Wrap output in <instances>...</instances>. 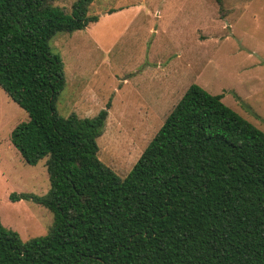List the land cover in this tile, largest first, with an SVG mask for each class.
Returning <instances> with one entry per match:
<instances>
[{"label":"trees","instance_id":"1","mask_svg":"<svg viewBox=\"0 0 264 264\" xmlns=\"http://www.w3.org/2000/svg\"><path fill=\"white\" fill-rule=\"evenodd\" d=\"M52 0H0V87L27 113L10 140L45 158L48 231L26 240L0 220V264H264V131L191 83L128 173L98 157L107 109L61 116L64 66L50 41L98 20ZM109 104L107 103L106 107Z\"/></svg>","mask_w":264,"mask_h":264},{"label":"rangeland","instance_id":"2","mask_svg":"<svg viewBox=\"0 0 264 264\" xmlns=\"http://www.w3.org/2000/svg\"><path fill=\"white\" fill-rule=\"evenodd\" d=\"M75 0H52L66 13ZM98 20L50 41L64 66L61 116L107 109L99 159L124 177L191 83L264 131V0H95ZM107 103L109 104L106 107ZM27 113L0 87V220L21 239L45 234L51 211L11 193L45 195V158L25 163L10 140Z\"/></svg>","mask_w":264,"mask_h":264}]
</instances>
